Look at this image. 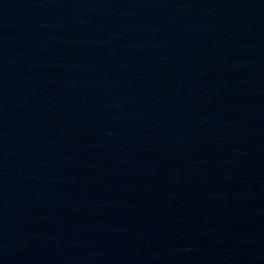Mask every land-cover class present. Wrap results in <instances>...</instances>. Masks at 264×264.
Masks as SVG:
<instances>
[{
    "label": "water",
    "instance_id": "1",
    "mask_svg": "<svg viewBox=\"0 0 264 264\" xmlns=\"http://www.w3.org/2000/svg\"><path fill=\"white\" fill-rule=\"evenodd\" d=\"M0 264H264V0H0Z\"/></svg>",
    "mask_w": 264,
    "mask_h": 264
}]
</instances>
